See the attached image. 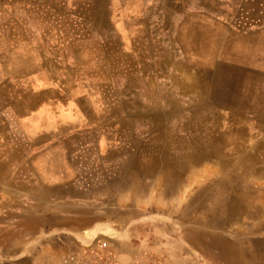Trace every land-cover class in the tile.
Masks as SVG:
<instances>
[{"label": "rangeland", "instance_id": "1", "mask_svg": "<svg viewBox=\"0 0 264 264\" xmlns=\"http://www.w3.org/2000/svg\"><path fill=\"white\" fill-rule=\"evenodd\" d=\"M188 1L0 0V56L8 55L9 40H16L18 52L26 38V53L64 58L72 55L70 60H85L40 62L53 76L60 74L64 83L69 80L96 88L111 86L127 94L129 113L134 111L126 119L128 125L112 127L111 143L103 146L84 138L87 140L77 142L76 151L82 175H88L82 179L84 185L89 190L113 186L108 197L121 199V205L106 207L120 221L118 227L129 236L132 230L143 232V237H127L124 241L154 249L159 264H247L248 247H264V148L249 153L261 154L258 157L222 155L214 142L216 126L223 117L226 127L230 126L231 112L219 110L208 98L207 108L200 110L198 93L184 95L178 89L175 124L155 127L152 108L158 106L149 88H132L121 77L119 62L87 60L103 54L101 40L112 41L113 53L119 55L120 42L127 37L126 22L131 33L128 38L135 39L133 34L142 33L145 38L158 40L163 54L198 59L199 47L195 44L199 31L182 29L183 22L199 23V16L182 13ZM240 9L236 10L238 14L225 16L232 22L233 31L241 36L253 31L262 35L259 24L264 16ZM175 10H181L180 14ZM179 38L186 47L178 43ZM261 40L263 36L255 42ZM128 47V54H135V47ZM255 50L261 53L264 47ZM6 65L0 62V70H7ZM187 66L194 84L198 80L194 78L200 76L198 67L209 68L211 64L190 62ZM176 72L181 74L178 68ZM160 106L168 105L161 101ZM167 114L158 112L166 121ZM159 129L172 135L170 142L167 134L158 140ZM104 192L97 190L96 194ZM41 245L33 243L30 251L37 252ZM252 259L258 262L255 255ZM0 264L36 263L31 255L9 259L5 254L0 256Z\"/></svg>", "mask_w": 264, "mask_h": 264}, {"label": "crops", "instance_id": "2", "mask_svg": "<svg viewBox=\"0 0 264 264\" xmlns=\"http://www.w3.org/2000/svg\"><path fill=\"white\" fill-rule=\"evenodd\" d=\"M239 3L189 0L184 4V15L199 16L198 24L182 23L184 31L188 27L199 31L195 44L199 47L198 59L163 54L160 42L142 33L133 34L135 39L128 38L131 33L126 22L127 37L120 42L119 55L113 53L112 41L101 40L103 54L87 60L119 62L121 77L132 88H149L158 106L152 108L155 127L175 124L177 89L184 95L198 93L200 110L207 108L209 99L219 110L231 112L230 126L226 127L224 117L216 126L214 142L222 155L258 157L261 154L249 153L264 148V51L255 50L264 47V22L259 24L262 35L253 31L241 36L225 16L238 14L240 8L247 9L246 14L264 16V0H243L242 6ZM261 36L263 41L255 42ZM179 40L181 46H187L182 38ZM23 41V49L16 52V40L14 44L9 40L8 55L0 56V62L7 64V70H0V256L15 259L31 255L36 264H64L68 253L108 240L107 251L117 264H159L154 249L124 241L127 237H143V232L132 230L129 236L118 227L120 221L106 207L121 205V199L108 197L113 186L89 190L82 181L88 175H82L83 166L76 155L81 139L91 138L105 146L112 141L114 125H128L126 119L134 111L129 113L127 94L111 86L96 88L69 80L64 83L60 74L53 76L40 62L85 60H70L72 55H32L24 49L28 39ZM128 46L135 47V54H128ZM190 62L211 64L209 68L198 67L200 76L194 78L198 79L194 84L187 66ZM177 68L181 74H177ZM193 89L198 92L191 93ZM161 101L168 106H160ZM161 111L168 112L167 121L158 116ZM166 134L170 142L168 131L159 129L156 136ZM102 189L106 193L96 194ZM33 243L42 244L37 252L30 251ZM248 251L247 264H264V247L249 246ZM252 255L257 263H253Z\"/></svg>", "mask_w": 264, "mask_h": 264}, {"label": "built area", "instance_id": "3", "mask_svg": "<svg viewBox=\"0 0 264 264\" xmlns=\"http://www.w3.org/2000/svg\"><path fill=\"white\" fill-rule=\"evenodd\" d=\"M108 241L98 244H87L77 251L68 253L63 260L64 264H117L112 260V253L107 251Z\"/></svg>", "mask_w": 264, "mask_h": 264}, {"label": "bare ground", "instance_id": "4", "mask_svg": "<svg viewBox=\"0 0 264 264\" xmlns=\"http://www.w3.org/2000/svg\"><path fill=\"white\" fill-rule=\"evenodd\" d=\"M158 58H159V57H158ZM223 122H224V121H223ZM228 123H229V122H228ZM211 129H212V128H211ZM231 130H232V129H231ZM208 133H209V132H208ZM208 133H207V134H208ZM229 143H230V142H229Z\"/></svg>", "mask_w": 264, "mask_h": 264}]
</instances>
